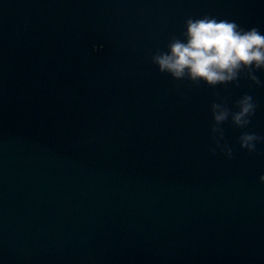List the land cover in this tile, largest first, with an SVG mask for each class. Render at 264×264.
I'll use <instances>...</instances> for the list:
<instances>
[{
	"label": "water",
	"instance_id": "water-1",
	"mask_svg": "<svg viewBox=\"0 0 264 264\" xmlns=\"http://www.w3.org/2000/svg\"><path fill=\"white\" fill-rule=\"evenodd\" d=\"M204 14L264 32V0H0V264H264V68L153 61Z\"/></svg>",
	"mask_w": 264,
	"mask_h": 264
},
{
	"label": "clouds",
	"instance_id": "clouds-1",
	"mask_svg": "<svg viewBox=\"0 0 264 264\" xmlns=\"http://www.w3.org/2000/svg\"><path fill=\"white\" fill-rule=\"evenodd\" d=\"M184 38L170 40L167 50L153 55L161 70L180 77L187 73L192 79L210 84L235 78L244 67L264 68V32L256 26L244 28L235 20L204 14L185 20ZM239 110L233 115L237 124L247 123L255 103L251 94L238 101ZM225 112L215 114L217 120ZM255 133H242V147L254 149ZM214 150V149H213ZM231 154V148L227 149Z\"/></svg>",
	"mask_w": 264,
	"mask_h": 264
}]
</instances>
